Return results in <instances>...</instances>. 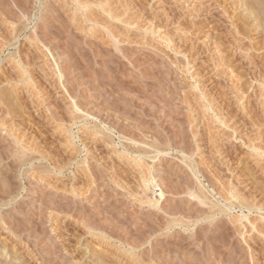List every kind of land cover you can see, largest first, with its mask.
Segmentation results:
<instances>
[{"label": "rangeland", "instance_id": "rangeland-1", "mask_svg": "<svg viewBox=\"0 0 264 264\" xmlns=\"http://www.w3.org/2000/svg\"><path fill=\"white\" fill-rule=\"evenodd\" d=\"M0 264H264V0H0Z\"/></svg>", "mask_w": 264, "mask_h": 264}, {"label": "bare ground", "instance_id": "bare-ground-1", "mask_svg": "<svg viewBox=\"0 0 264 264\" xmlns=\"http://www.w3.org/2000/svg\"><path fill=\"white\" fill-rule=\"evenodd\" d=\"M61 76H62V74H61ZM145 183L147 184L146 186H153V187H157V188L159 187V185L157 184L156 180H155V179H152V178L146 179ZM158 192H160V193H159V196L163 198L164 195H165V194H164V191H163L162 189H159ZM196 194H197V193H196ZM200 195H201V194H200ZM200 195H199V198H200V197H203L202 195H201V196H200ZM231 197H232L233 199L240 200V198H239L238 195L233 194ZM153 202L155 203V206L158 204L157 201H153ZM150 203H152L151 200H150ZM152 205H154V204H152ZM242 219H245V220H246V219H248V217L244 216V217H242ZM251 223H252V222H250V224H251ZM252 224L254 225V228H256V227H255L256 224H254V223H252ZM252 224H251V225H252ZM253 225H252V226H253Z\"/></svg>", "mask_w": 264, "mask_h": 264}]
</instances>
